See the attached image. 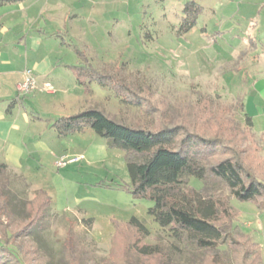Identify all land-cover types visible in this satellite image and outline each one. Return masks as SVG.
<instances>
[{"label": "rangeland", "instance_id": "obj_1", "mask_svg": "<svg viewBox=\"0 0 264 264\" xmlns=\"http://www.w3.org/2000/svg\"><path fill=\"white\" fill-rule=\"evenodd\" d=\"M188 1L202 8L194 26L182 32L183 6ZM214 6L216 13L234 8L226 0L81 2L74 21L79 26L72 36L74 46L99 76L118 79L128 94L123 92L121 99L116 83L107 78L87 77L78 82L72 75L79 94L75 100L71 75L65 74L62 85L51 82L54 108L25 100L42 122L49 123L46 133L38 136L47 143L44 147L32 142L28 148L32 154L20 171L8 168L0 177V205L4 207L0 237L4 229H21L32 216L36 195L39 191L47 194L51 204L30 233L13 239L26 264H264V209L231 198L239 229L234 240L229 237L218 251L178 243L148 214L152 201L132 193L123 150L109 147L90 127L64 135L53 127L58 118L77 113L80 107L96 108L126 124L151 130L162 123L185 122L208 131H229L238 147L248 146L252 155L264 161L261 139L246 126L240 107L251 74L248 66L264 40L225 31L236 22L215 15ZM67 54L76 59L74 51ZM39 92L44 91L31 94ZM261 123L256 117V130L264 129ZM61 157L77 160L57 167L55 162ZM189 183L202 187L195 178ZM131 217L144 223L148 233L141 243L150 244L156 253L141 254L132 245L136 231L126 225L119 230V241L125 246L113 247L112 237L118 232L114 229Z\"/></svg>", "mask_w": 264, "mask_h": 264}, {"label": "trees", "instance_id": "obj_2", "mask_svg": "<svg viewBox=\"0 0 264 264\" xmlns=\"http://www.w3.org/2000/svg\"><path fill=\"white\" fill-rule=\"evenodd\" d=\"M17 1L0 0V6ZM201 8L195 1L184 4L182 32L194 26ZM73 47L82 59L80 65L73 66L78 82L87 77L107 78L116 83L121 99L123 92L128 94L118 79L99 76L77 46ZM240 107L246 126L252 130V119L242 102ZM53 127L59 135L90 127L107 140L109 147L123 150L132 193L152 201L148 214L168 237L178 243L218 251L221 245L230 241L229 237L233 239L239 229L234 224L237 212L230 203L231 198L250 201L264 209V161L252 155L248 146L238 147L233 134L221 131L222 128L208 131L185 122H169L151 130L126 124L96 108H85L62 116ZM8 168L6 163L0 162V177ZM190 178L200 180L202 187L192 186ZM36 197L32 216L24 226L14 232L3 230L0 264H26L19 244L13 239L28 235L43 210L51 204V199L42 191ZM2 208L0 205V211ZM125 225L136 231L132 245L141 254L156 253L153 246L141 243L148 230L137 217H131L127 223L114 229L118 232L112 237L113 247L118 245L123 249L125 246L119 241V230H123ZM253 245L257 244L253 242ZM257 257L260 260V250Z\"/></svg>", "mask_w": 264, "mask_h": 264}, {"label": "crops", "instance_id": "obj_3", "mask_svg": "<svg viewBox=\"0 0 264 264\" xmlns=\"http://www.w3.org/2000/svg\"><path fill=\"white\" fill-rule=\"evenodd\" d=\"M83 1L19 0L0 6V162L18 172L23 162L28 160V155L32 154L28 149L32 142L46 147L47 142L38 136L44 135L49 127L48 122H42L35 108L32 111L25 105V100L41 107L51 104L54 108L55 103L50 101L55 102V92L19 96L16 86L23 79V71L31 69L39 83L49 81L62 85V77L71 75L70 84L74 89L73 66L82 62L73 47L72 36L79 30L74 21L80 15ZM226 1L234 7L231 12L222 13L217 8L219 13H216V6L213 10L215 15L221 14L231 19L230 22H236L235 27L225 31L232 35L254 34L250 38L264 40V0ZM217 32L221 33V30ZM73 51L76 59L67 54ZM248 67L251 74L246 78L241 102L252 119L253 132L261 139V150L264 151V129H255L256 117L261 118L264 126V43ZM76 92L73 97L78 100Z\"/></svg>", "mask_w": 264, "mask_h": 264}, {"label": "built area", "instance_id": "obj_4", "mask_svg": "<svg viewBox=\"0 0 264 264\" xmlns=\"http://www.w3.org/2000/svg\"><path fill=\"white\" fill-rule=\"evenodd\" d=\"M16 90L19 96H25L34 93L35 91H54L53 86L49 81H42L39 83L33 75V71L31 69H25L23 71V79L17 84ZM76 160L77 158L66 159L61 157L60 159L56 160L55 164L57 167H61Z\"/></svg>", "mask_w": 264, "mask_h": 264}]
</instances>
